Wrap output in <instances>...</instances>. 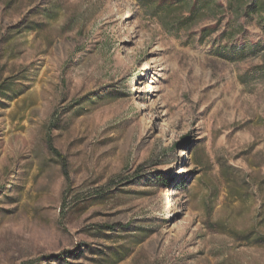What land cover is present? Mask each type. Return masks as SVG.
<instances>
[{"label":"rangeland","instance_id":"1","mask_svg":"<svg viewBox=\"0 0 264 264\" xmlns=\"http://www.w3.org/2000/svg\"><path fill=\"white\" fill-rule=\"evenodd\" d=\"M175 1L0 0V264H264V18Z\"/></svg>","mask_w":264,"mask_h":264},{"label":"trees","instance_id":"2","mask_svg":"<svg viewBox=\"0 0 264 264\" xmlns=\"http://www.w3.org/2000/svg\"><path fill=\"white\" fill-rule=\"evenodd\" d=\"M149 3H147L148 6ZM159 4L149 5V10L153 15L160 13ZM177 7H180L182 11H187L188 15L181 17L177 20V23L181 24H192L196 23L201 19L206 12H210L213 16L222 15L227 11L231 13L232 19L230 21L229 29L223 31V34L229 38H233L236 34L242 31V25H234L238 19L245 14H256L259 18H264V0H226V6L218 0H176L175 2L166 3L163 6L165 14H170L175 11ZM171 15V14H170ZM168 26L171 27L173 20L167 22ZM244 55L240 56L243 58ZM264 67V65H263ZM57 156L60 154L57 151H53ZM65 163H63V167Z\"/></svg>","mask_w":264,"mask_h":264}]
</instances>
